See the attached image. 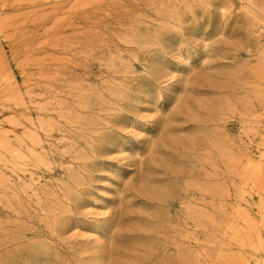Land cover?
<instances>
[{
  "label": "rangeland",
  "instance_id": "1",
  "mask_svg": "<svg viewBox=\"0 0 264 264\" xmlns=\"http://www.w3.org/2000/svg\"><path fill=\"white\" fill-rule=\"evenodd\" d=\"M263 99L264 15L241 0H0V141L51 154L16 173L0 162V264H264L232 230L264 241L250 228L264 170L244 171L264 167ZM202 198L215 218L188 227L185 202Z\"/></svg>",
  "mask_w": 264,
  "mask_h": 264
},
{
  "label": "bare ground",
  "instance_id": "2",
  "mask_svg": "<svg viewBox=\"0 0 264 264\" xmlns=\"http://www.w3.org/2000/svg\"><path fill=\"white\" fill-rule=\"evenodd\" d=\"M192 1V0H191ZM202 1V0H201ZM183 3H185V2H183ZM187 3V2H186ZM204 3V2H203ZM202 3V4H203ZM193 5H194V3H193ZM195 5H196V2H195ZM194 5V6H195ZM198 5V4H197ZM241 5H242V7H244V8H246L250 13H252V14H255V13H260V14H263L264 15V10H262L258 5H257V3H256V1L255 0H241ZM203 6V5H202ZM206 6H204V8H205ZM210 7V6H209ZM185 9V8H184ZM222 14H223V16H225V15H227V8H225V7H223L222 9ZM187 11V10H186ZM172 12V11H171ZM188 12V11H187ZM173 14V13H172ZM170 21V20H169ZM168 21V22H169ZM170 24V23H169ZM176 25V24H175ZM126 36V35H125ZM122 63H124V62H122ZM122 65V64H121ZM184 68V67H183ZM128 70H129V68H128ZM182 71H183V69H182ZM259 79H260V77H259ZM101 83V82H100ZM159 83V82H158ZM255 87V86H254ZM90 88V87H89ZM256 88V87H255ZM82 89V88H81ZM88 93V92H87ZM119 94V93H118ZM263 94V93H262ZM18 96V95H17ZM21 96V95H20ZM44 96V95H43ZM42 96V97H43ZM45 97V96H44ZM43 97V98H44ZM262 99V98H261ZM264 100V99H263ZM63 102V101H62ZM42 105V104H41ZM45 106H46V104H45ZM251 107V106H250ZM42 108V107H41ZM51 108V107H50ZM81 108V107H80ZM45 110H47V109H45ZM49 110V109H48ZM81 110V109H80ZM252 110V109H251ZM249 113V112H248ZM253 115V114H252ZM250 116V115H249ZM240 117H242V116H240ZM38 118V117H37ZM251 118L253 119V117L251 116ZM41 119V118H40ZM90 119V118H89ZM57 120H58V118H57ZM103 121H104V119H102ZM10 121V120H9ZM8 121V122H9ZM41 121V120H40ZM105 121H106V119H105ZM11 122V121H10ZM48 122V121H47ZM252 122V121H251ZM15 123V122H14ZM12 124H13V122H12ZM21 124V123H20ZM42 124V123H41ZM108 124V123H107ZM250 124V123H249ZM249 124L247 125L248 127H249ZM47 125V124H46ZM45 125V126H46ZM251 125V124H250ZM253 125H255V124H253ZM252 125V126H253ZM44 126V127H45ZM47 126H49V125H47ZM20 127V126H19ZM43 127V128H44ZM50 127V126H49ZM94 127V126H93ZM41 129H43L42 127H40ZM250 128V127H249ZM252 128V127H251ZM253 128H254V126H253ZM246 129V128H245ZM48 130V129H47ZM249 130H251V129H249ZM254 129H252V131H250V132H254V133H256V131H253ZM248 132V131H247ZM250 132H248L249 134H250ZM27 133V132H26ZM35 134H37L38 135V133H35ZM252 134V133H251ZM32 135H33V133H32ZM26 137V136H25ZM27 137H28V135H27ZM35 137H37V136H35ZM39 137V136H38ZM32 138V137H31ZM220 139V138H219ZM33 140H35V139H33ZM99 140V138L98 139H96V141H98ZM221 140V139H220ZM38 142V141H37ZM222 142V141H221ZM223 142H224V140H223ZM213 143H216V141H214ZM212 143V144H213ZM11 143H7V140H1L0 141V162L1 163H3L4 165H8V164H10L11 165V169H12V171L14 172V173H16V170L17 169H15V166L14 165H17L18 164V162H20V161H23V160H33L34 161V163H35V165L37 166H35L34 165V163L32 162V161H30L31 163H33V165L36 167V168H38V166H49L50 164H51V159H50V153L49 152H47L46 150H44V152H37L36 151V149H34L33 147H31V146H28V145H24L25 143H20V144H16V145H13V144H11ZM34 144V143H33ZM36 144H39V143H36ZM36 144H35V147H36ZM90 144H92V145H94L95 144V142L94 141H91L90 142ZM223 145V144H222ZM220 143L218 144L217 143V146L216 147H214L215 149L217 148L218 149V159L220 160V153L222 154H224V148H225V146L223 145V149L224 150H222L221 151V146H222ZM40 147V146H39ZM235 146H233V148H234ZM233 148H231L230 147V149H229V151L228 152H231V151H233V150H231V149H233ZM238 148V147H237ZM42 149H44V148H42ZM40 151V150H39ZM95 153V152H94ZM222 154V156H225V155H228V154H224L223 155ZM233 154V152L232 153H230V155H232ZM76 155V154H75ZM220 155V156H219ZM229 155V156H230ZM222 156H221V162H222ZM237 156V155H236ZM81 159H82V156H79ZM78 157V158H79ZM205 157H207V156H205ZM204 157V158H205ZM210 157V156H209ZM226 158H227V156H225ZM231 157V156H230ZM72 158V157H71ZM208 158V157H207ZM211 158V157H210ZM262 158H264V152H263V154H262ZM209 159V158H208ZM225 159V158H224ZM207 160V159H206ZM212 160V159H211ZM213 161V160H212ZM239 160H236V158L234 157V154H233V156L229 159V162L230 163H233V164H235V162H236V164H237V162H238ZM204 162H205V160H204ZM220 162V163H221ZM247 162H249V164H247V165H245V166H247V168L246 169H244V171H245V173L247 174V172H249L248 173V175H249V177L251 178V180H253V181H255L256 183H260V182H262V178H263V170H264V167H263V164L261 163V162H250L249 160L247 161ZM22 162H20V164H21ZM23 163H25V161H23ZM30 163V164H31ZM55 163V162H54ZM61 163V162H60ZM206 163V162H205ZM207 163H209V162H207ZM239 164L238 165H240L241 166V163H240V161L238 162ZM223 164H225V163H223ZM22 165H24V164H22ZM26 165H29V164H26L25 163V167H26ZM32 165V166H33ZM70 165H71V163H70ZM211 165H212V162H211ZM229 166V164H226V166ZM31 166V165H30ZM51 166V165H50ZM49 166V167H50ZM214 166V165H213ZM227 166V168H229ZM236 165H234V167H235ZM244 166V167H245ZM17 167V166H16ZM219 167V166H218ZM243 167V168H244ZM19 168V167H18ZM28 168V167H27ZM232 169V166L230 167V170ZM235 168H233L231 171H229L231 174H232V172L234 173V171L236 172L237 171V168L234 170ZM238 169H239V167H238ZM20 170V169H19ZM23 171H24V168L22 169ZM25 170H26V168H25ZM243 170V169H242ZM241 170V171H242ZM219 171V170H218ZM240 171V170H239ZM23 173H25V172H23ZM27 173V172H26ZM237 173V172H236ZM243 172H241V174H242ZM78 174V173H77ZM216 174V173H215ZM215 174H213V175H215ZM244 174V173H243ZM4 175V174H3ZM2 175V176H3ZM31 175V174H30ZM75 175V174H74ZM204 175H207V174H204ZM213 175H212V177H213ZM219 175V173L217 174V176ZM233 175V174H232ZM231 175V176H232ZM220 176V175H219ZM235 174H234V178H235ZM1 177V176H0ZM32 177V176H31ZM209 177V176H208ZM239 177V176H238ZM237 176H236V178H238ZM81 178H82V176H81ZM204 178V177H203ZM206 178H207V176H206ZM216 178V177H215ZM1 179V178H0ZM6 179V178H5ZM4 179V180H5ZM18 179L20 180V181H18V182H20V185H18L19 186V190L21 191V192H25L26 191V185H25V183L26 182H24V180H23V178L21 177V176H19L18 175ZM17 179V180H18ZM32 179H34L33 177H32ZM209 179V178H208ZM264 179V178H263ZM83 181H84V179H83ZM5 183H6V181H4ZM18 182H17V184H18ZM33 182V181H32ZM39 182V181H38ZM195 182V181H194ZM194 182L192 183V181L190 180V181H188V183H187V190L188 189H192V187H194V185L196 186H198V184H200V183H198V184H194ZM78 183V182H77ZM2 182L0 181V186H2ZM84 184V183H83ZM202 184V183H201ZM219 185H221V181H220V183H218ZM218 184H216V185H218ZM264 183H261V185H262V187H260V188H258V189H260V191L259 192H257V193H259V198H260V201H261V205H260V207H261V214H262V219L260 220V222H256V223H251L250 224V228H251V230H253V228H258V227H261V226H263L264 227V185H263ZM33 185V184H32ZM236 185V184H235ZM257 185V184H256ZM8 186V185H7ZM201 185H199L198 187H196L197 188V190L199 191H201V195L203 194L204 196H202V197H205V194L208 192H211L213 189H214V187H213V189L212 188H210L209 186V188L210 189H212L211 191H210V189H208V187L207 186H201ZM215 186V185H214ZM217 187V186H216ZM218 187H220V186H218ZM222 187V186H221ZM257 187V186H256ZM14 188V187H13ZM32 188V187H31ZM199 188V189H198ZM15 189V188H14ZM218 188H216V190H217ZM223 189V188H222ZM215 190V191H216ZM235 190H237V188H235ZM239 190V189H238ZM9 191V190H8ZM11 191H12V189H11ZM199 191V192H200ZM214 191V193H217V191L215 192ZM240 191V190H239ZM238 191V192H239ZM13 193H14V198L15 199H18V197H19V192H18V190L17 191H12ZM77 192V191H76ZM222 194H221V193ZM33 193H34V195L36 196V197H39L40 196V194L38 193V190L37 189H35L34 187H33ZM208 193H207V196H209L208 195ZM219 194H220V196H219ZM63 195V194H62ZM211 195V194H210ZM212 195H214L213 194V191H212ZM211 195V196H212ZM216 195V197H217V199L219 200V197H221V199L223 198V195H225V194H223V192L222 191H220V190H218V195L217 194H215ZM222 195V196H221ZM3 196V195H2ZM211 196H209V197H211ZM219 196V197H218ZM212 198H214V196H212ZM207 198H202L200 201H201V203H200V207H199V205L197 206V207H195L197 204H195V206H194V202H192L191 200H186V202H185V219H186V225L189 227V220H191L192 221V219L194 218V216H196V218H198L197 220L199 221H204V220H209V216H211V215H209L208 216V214H207V212H206V200ZM184 201V200H183ZM224 201V200H223ZM196 202V201H195ZM198 203V202H197ZM217 204V203H216ZM208 205H209V202H208ZM218 205H219V203H218ZM224 206V205H223ZM220 208H221V206H219ZM218 208V207H217ZM234 208V207H233ZM220 210V209H219ZM222 210H223V208H222ZM216 211H217V209H216ZM222 212V211H221ZM221 212H220V215H221ZM64 213H66V209H64V208H62L61 206H59V205H56V206H53V209L50 211V212H48L47 213V215L45 216V218L47 219V228L50 230V232L53 234V235H60L61 234V232H62V230H63V228H64V224H63V219H62V217L60 216L61 214H64ZM183 214V215H184ZM213 217L215 218V216L213 215ZM212 216H211V218H213ZM244 219L246 220V221H248L249 219H247V218H245L244 217ZM196 222H198L196 219H194ZM193 220V221H194ZM212 220V219H211ZM214 220V219H213ZM185 221V220H184ZM199 221V222H200ZM217 221V220H216ZM215 221V222H216ZM198 222V226L200 225V223ZM205 222V221H204ZM210 223H211V221H209ZM213 222V221H212ZM250 222V221H249ZM248 222V223H249ZM214 223V222H213ZM248 223H246V224H248ZM197 224V223H196ZM205 226H206V224H205ZM247 226V225H246ZM248 226H249V224H248ZM247 226V227H248ZM203 227V225L201 226V228ZM213 229V228H212ZM239 229H240V227H239ZM238 228H235V227H232V230L235 232L234 233V238L235 239H237L238 240V242L240 243V245H242V246H250V247H253V249H255L256 251H264V241H263V239H262V237L261 236H259V242H258V245H256L255 246V244L253 245V244H251L249 241H248V239H249V237H248V239H247V237L245 238V237H243V236H245V234H243V236H242V233H241V229L239 230ZM177 230V229H176ZM214 230V229H213ZM243 231V230H242ZM214 233V232H213ZM243 233H246V232H244L243 231ZM254 233V232H253ZM51 235V234H50ZM52 236V235H51ZM247 236V235H246ZM249 236V235H248ZM84 238V237H83ZM251 240V239H250ZM41 244V242L40 241H34V243H32V245H31V249L35 252V256L36 257H33L32 256V259H35L36 260V258L37 257H39V255H40V252H39V250H41L42 248H41V246H42V244ZM186 256H187V259H188V256H189V254L187 253L186 254ZM190 257V256H189ZM223 258V257H222ZM229 259V258H228ZM231 259V258H230ZM228 261V260H227ZM248 260H246V258L244 257H239V258H236V259H232L231 260V263H233V264H248V262H247ZM229 262V261H228ZM96 264H100V262H98V263H96Z\"/></svg>",
  "mask_w": 264,
  "mask_h": 264
}]
</instances>
